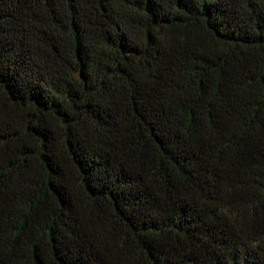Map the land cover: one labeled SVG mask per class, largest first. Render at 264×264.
Segmentation results:
<instances>
[{"label":"trees","instance_id":"trees-1","mask_svg":"<svg viewBox=\"0 0 264 264\" xmlns=\"http://www.w3.org/2000/svg\"><path fill=\"white\" fill-rule=\"evenodd\" d=\"M0 264H264V0H0Z\"/></svg>","mask_w":264,"mask_h":264}]
</instances>
